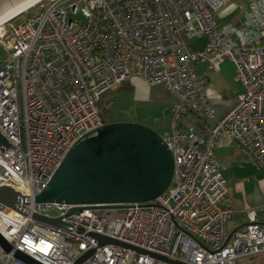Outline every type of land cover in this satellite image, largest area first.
<instances>
[{
    "label": "built area",
    "instance_id": "2783aa9c",
    "mask_svg": "<svg viewBox=\"0 0 264 264\" xmlns=\"http://www.w3.org/2000/svg\"><path fill=\"white\" fill-rule=\"evenodd\" d=\"M230 1L43 0L0 26V134L7 144L0 147V186L24 198L17 208L25 214L0 203V235L11 247H0V264H25L16 251L39 264H76L89 252L79 264H236L264 255V225L254 212L227 234L232 207L213 155L217 140L228 138L264 169V0H248L218 26L214 17ZM34 8L37 15L15 23ZM76 14L80 26L68 19ZM201 36L203 49L191 50L188 41ZM224 61L242 92L198 133L189 117L212 110L196 68L205 65V76ZM133 78L174 98L170 132L161 136L173 159L169 188L118 210L67 215L69 205L35 204L72 146L107 123L98 106L103 93ZM34 214L71 229L34 221ZM95 236L129 247L99 245Z\"/></svg>",
    "mask_w": 264,
    "mask_h": 264
},
{
    "label": "water",
    "instance_id": "95a60500",
    "mask_svg": "<svg viewBox=\"0 0 264 264\" xmlns=\"http://www.w3.org/2000/svg\"><path fill=\"white\" fill-rule=\"evenodd\" d=\"M29 1L0 0V21ZM6 145L0 134V147ZM172 177L171 152L154 129L133 122H108L72 146L46 188L34 197V203L69 205L67 215L78 214L88 207L118 210L133 203L153 201L169 188ZM19 200L23 202L24 198L18 192L0 186V203L25 215L17 208ZM31 219L55 228L71 229L59 218L34 214ZM95 237L99 245L129 247L106 237ZM0 247L5 252L11 251L1 235ZM90 254L83 255L76 264ZM14 255L25 264H39L19 251Z\"/></svg>",
    "mask_w": 264,
    "mask_h": 264
},
{
    "label": "crops",
    "instance_id": "0c3cea01",
    "mask_svg": "<svg viewBox=\"0 0 264 264\" xmlns=\"http://www.w3.org/2000/svg\"><path fill=\"white\" fill-rule=\"evenodd\" d=\"M261 45L264 46V41ZM225 65L234 69L231 62L224 61L220 64L218 71L214 73H218ZM203 66L205 68V65ZM203 66L200 65L202 71L200 77H204L207 81L205 92L212 114L208 117L197 118V120L189 117L190 121L195 122V130L198 133L206 128H212L218 119L231 108L237 95L242 92L241 84L234 80L235 71L233 73L232 70V75L224 81L218 82L216 86L209 76L211 72L204 76ZM213 78L216 79L214 76ZM128 82L134 91L139 107L150 109L147 111L150 116H158V112L162 115V118L153 119L148 127L156 132L157 130L161 131V136L170 132L171 108L174 98L161 86L149 87L136 78ZM213 155L218 163L219 172L226 182L227 196L232 207L231 216L226 223L227 234L231 235L246 225L249 212H254L256 221L264 225V169L244 159L239 153L236 142L228 138L217 140Z\"/></svg>",
    "mask_w": 264,
    "mask_h": 264
},
{
    "label": "rangeland",
    "instance_id": "374dc122",
    "mask_svg": "<svg viewBox=\"0 0 264 264\" xmlns=\"http://www.w3.org/2000/svg\"><path fill=\"white\" fill-rule=\"evenodd\" d=\"M248 0H231L229 4H227L222 10H220L215 15V21L218 26H222L228 24L232 18L247 4ZM39 8L32 9L28 14L22 15L18 18L15 23L18 21H24L26 18L32 16L34 17L39 13ZM68 19H71L73 23L77 25H82L84 23V18L81 17L80 14L69 15ZM76 29V28H74ZM71 33V32H70ZM206 43V37L201 36L199 38H193L188 41V47L191 50H202ZM4 57V52L0 47V58ZM203 66V65H201ZM204 68V66H203ZM205 69V68H204ZM232 70L234 73V69L229 65H225L221 68L218 73L211 72L209 76L214 85H218V82H222L227 77L232 75ZM198 76L202 73L201 68H196ZM216 77V79L213 78ZM111 101L112 107L109 111L104 110V105ZM100 110L105 117L106 122H133L138 123L144 126H150L151 121L155 118H162L160 112H158V116H150L147 113L150 109L141 108L137 105L135 100V94L133 89L130 86V82H126L125 84H121L119 86H115L109 90H107L100 98L98 103ZM150 113V112H149ZM156 114V113H154ZM151 119V120H150ZM161 136V131L157 130V132ZM169 132H167L168 134ZM166 134V133H165ZM51 215H54L51 212ZM236 264H264V255L258 256L257 258H242L237 260Z\"/></svg>",
    "mask_w": 264,
    "mask_h": 264
},
{
    "label": "bare ground",
    "instance_id": "6f19581e",
    "mask_svg": "<svg viewBox=\"0 0 264 264\" xmlns=\"http://www.w3.org/2000/svg\"><path fill=\"white\" fill-rule=\"evenodd\" d=\"M41 1H43V0H31L28 3L24 4L23 6L19 7L18 9L14 10L6 18H4L2 21H0V26L4 23L16 18L17 16L26 12L27 10L31 9L32 7H34L35 5L40 3Z\"/></svg>",
    "mask_w": 264,
    "mask_h": 264
},
{
    "label": "trees",
    "instance_id": "16d2710c",
    "mask_svg": "<svg viewBox=\"0 0 264 264\" xmlns=\"http://www.w3.org/2000/svg\"><path fill=\"white\" fill-rule=\"evenodd\" d=\"M103 116V115H102ZM103 118L105 119V117L103 116Z\"/></svg>",
    "mask_w": 264,
    "mask_h": 264
}]
</instances>
